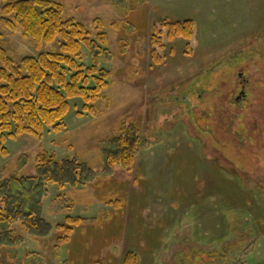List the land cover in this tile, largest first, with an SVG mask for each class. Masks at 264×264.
I'll use <instances>...</instances> for the list:
<instances>
[{
	"label": "rangeland",
	"instance_id": "374dc122",
	"mask_svg": "<svg viewBox=\"0 0 264 264\" xmlns=\"http://www.w3.org/2000/svg\"><path fill=\"white\" fill-rule=\"evenodd\" d=\"M50 1L92 37L93 22H104L99 69L111 73L109 86L97 117L78 116L83 102L73 99L60 132L7 141L0 184L33 176L46 155L77 156L96 175L61 199L47 187L45 221H84L68 245L15 227L16 242L0 233V264H122L129 253L138 264H264V0ZM187 19L192 40L166 44L162 64H152L154 28ZM59 41L35 47L0 25V49L15 64L58 51ZM93 54L83 49L79 61L91 66ZM123 123L141 127L143 145L129 171H111L102 153Z\"/></svg>",
	"mask_w": 264,
	"mask_h": 264
},
{
	"label": "trees",
	"instance_id": "16d2710c",
	"mask_svg": "<svg viewBox=\"0 0 264 264\" xmlns=\"http://www.w3.org/2000/svg\"><path fill=\"white\" fill-rule=\"evenodd\" d=\"M1 4V27L18 31L35 47L60 40L58 51L40 53L37 57L25 56L18 64L0 49V159H3L9 155L7 141L23 135L38 138L45 128L55 133L63 130L62 121L69 112L70 100H82V113L78 116L85 113L97 117L95 104L103 99L111 73L99 69V58L104 53L102 47L108 44L101 20L93 22L99 28L92 37V32L82 23L63 20V6L50 0H0ZM113 25L119 28L118 24ZM194 30L191 19L161 20L149 39L152 64H162L161 52L166 44L175 39L189 42ZM83 49L90 54L96 52L91 66L85 67L79 61ZM106 143L102 153L105 169L129 171L143 145L141 127L137 123H123L119 134ZM95 175L77 156L61 160L51 155L39 156L33 176L10 178L0 184L1 235L16 242L20 237L15 235L14 228L18 227L29 238L44 239L54 233L57 246L68 245L75 228L84 221L67 217L64 224L54 227L45 221L42 200L48 196L47 187L54 186L60 192L56 199H61L66 187L84 186L95 180ZM107 205L120 209L123 203L108 198ZM232 248V245L225 247L226 251ZM122 264H138V258L129 253Z\"/></svg>",
	"mask_w": 264,
	"mask_h": 264
}]
</instances>
